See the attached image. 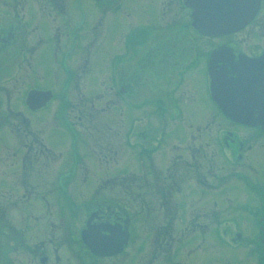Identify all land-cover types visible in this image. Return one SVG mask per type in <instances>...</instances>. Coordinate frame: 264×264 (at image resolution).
Listing matches in <instances>:
<instances>
[{
    "label": "flooded vegetation",
    "instance_id": "obj_1",
    "mask_svg": "<svg viewBox=\"0 0 264 264\" xmlns=\"http://www.w3.org/2000/svg\"><path fill=\"white\" fill-rule=\"evenodd\" d=\"M192 15L184 0H0V264H221L211 225L264 217V131L210 91L211 70L264 55V0L229 34ZM17 87L52 97L26 114ZM256 231L244 245L264 253Z\"/></svg>",
    "mask_w": 264,
    "mask_h": 264
},
{
    "label": "water",
    "instance_id": "obj_2",
    "mask_svg": "<svg viewBox=\"0 0 264 264\" xmlns=\"http://www.w3.org/2000/svg\"><path fill=\"white\" fill-rule=\"evenodd\" d=\"M193 8V26L209 36L236 32L255 16L261 0H184ZM234 76L212 72L210 89L215 102L233 120L259 125L264 130V55L233 69ZM51 91L31 90L26 104L39 108Z\"/></svg>",
    "mask_w": 264,
    "mask_h": 264
},
{
    "label": "rangeland",
    "instance_id": "obj_3",
    "mask_svg": "<svg viewBox=\"0 0 264 264\" xmlns=\"http://www.w3.org/2000/svg\"><path fill=\"white\" fill-rule=\"evenodd\" d=\"M253 29V26L250 28H246L244 31L247 34H250V31ZM259 30L264 31V25L259 26ZM243 32V31H242ZM242 34V33H241ZM240 36L242 37V35ZM263 42L261 38L258 40V42ZM213 43V42H212ZM83 78H86L84 76ZM12 90V89H11ZM13 91V99L17 100V108L19 111H22L27 114V109L25 108L24 100H25V94L26 90L28 88L25 87H17ZM89 94L87 93V96ZM21 102V103H20ZM101 105L107 106L106 103H99L98 107H101ZM104 106V110L102 112L98 111L97 115V127L100 129L106 128L107 123L106 119L111 117V114H114L115 112L106 111V107ZM73 107V102L70 105V108ZM70 108L67 109V111L70 110ZM83 109V108H82ZM76 112V108L72 110ZM77 113V112H76ZM120 122V121H119ZM116 121L115 126L120 127L122 124ZM106 123V124H104ZM11 159L16 160V157H12ZM220 223L216 224L214 223L211 225V231L209 233V239H216L214 236L217 233V229L225 230V244L223 247V251H221L219 248H217V245L210 244V257L211 261L215 260L217 257L222 256L221 258V264H254L256 261L257 256L264 257V253L259 250L257 247V239L255 238V241L249 242V244L244 245V242L247 240H253V237L257 235V226L260 224V220L264 217L262 216H251V215H225L220 217ZM214 230V231H212ZM236 232H241V239L242 243L236 244L232 241V238L236 237ZM264 262V261H263Z\"/></svg>",
    "mask_w": 264,
    "mask_h": 264
}]
</instances>
